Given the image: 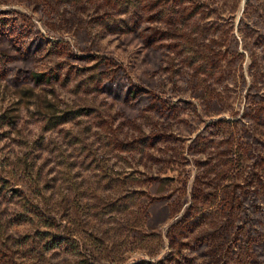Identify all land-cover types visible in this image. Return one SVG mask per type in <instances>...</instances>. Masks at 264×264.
I'll list each match as a JSON object with an SVG mask.
<instances>
[{
  "label": "rangeland",
  "instance_id": "obj_1",
  "mask_svg": "<svg viewBox=\"0 0 264 264\" xmlns=\"http://www.w3.org/2000/svg\"><path fill=\"white\" fill-rule=\"evenodd\" d=\"M0 264H264V0H0Z\"/></svg>",
  "mask_w": 264,
  "mask_h": 264
},
{
  "label": "trees",
  "instance_id": "obj_2",
  "mask_svg": "<svg viewBox=\"0 0 264 264\" xmlns=\"http://www.w3.org/2000/svg\"><path fill=\"white\" fill-rule=\"evenodd\" d=\"M26 51L27 52H29V53H33L35 50H32L31 49V47H27L26 48ZM45 76L43 75V74H34L33 76H32V79H33V81L34 82H36V83H39L40 81H43L44 80V82H46V81H48V79H45L44 78ZM44 78V79H43ZM114 90V92L116 93V94H119V87L117 86L115 89H113ZM129 94V91H126L125 92V95L127 96Z\"/></svg>",
  "mask_w": 264,
  "mask_h": 264
}]
</instances>
